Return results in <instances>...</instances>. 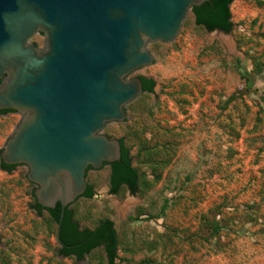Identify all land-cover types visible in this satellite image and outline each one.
<instances>
[{
    "label": "rangeland",
    "instance_id": "rangeland-1",
    "mask_svg": "<svg viewBox=\"0 0 264 264\" xmlns=\"http://www.w3.org/2000/svg\"><path fill=\"white\" fill-rule=\"evenodd\" d=\"M233 30L208 32L190 13L177 38L148 46L156 81L104 134L124 138L139 191L110 193L90 170L91 199L71 206L82 229L113 222L117 264H264V0H235ZM34 43L44 47V35ZM20 121L0 119V150ZM28 168L0 170V264H108L103 248L62 258L57 224L33 209Z\"/></svg>",
    "mask_w": 264,
    "mask_h": 264
},
{
    "label": "water",
    "instance_id": "water-1",
    "mask_svg": "<svg viewBox=\"0 0 264 264\" xmlns=\"http://www.w3.org/2000/svg\"><path fill=\"white\" fill-rule=\"evenodd\" d=\"M209 1L0 0V110L21 117L0 157L28 168L39 205L60 204L58 235L89 185L87 169L121 159L119 139L104 130L126 122L144 93L129 76L155 63L149 44L172 43Z\"/></svg>",
    "mask_w": 264,
    "mask_h": 264
},
{
    "label": "trees",
    "instance_id": "trees-1",
    "mask_svg": "<svg viewBox=\"0 0 264 264\" xmlns=\"http://www.w3.org/2000/svg\"><path fill=\"white\" fill-rule=\"evenodd\" d=\"M235 0H211L200 7H194L191 14L197 26L203 27L208 32L219 30L230 33L233 30L232 12L229 7ZM144 92L154 94L156 81L153 78L140 76ZM122 154L120 161L111 164L112 173L110 175V193L116 194L125 187L132 195L139 191V174L133 167V159L130 150L126 147L124 138L119 139ZM15 166L9 167L11 171ZM89 170V169H88ZM94 196L92 185H88L83 198L91 199ZM37 208L42 209L37 205ZM61 207L51 211L53 218L58 225ZM59 239L68 247L63 252L66 258L76 256V260H83L93 250L103 248L108 264H117L118 237L114 224L111 220L101 221L93 229H82L74 220V213L69 208L65 210V215L61 225Z\"/></svg>",
    "mask_w": 264,
    "mask_h": 264
},
{
    "label": "flooded vegetation",
    "instance_id": "flooded-vegetation-1",
    "mask_svg": "<svg viewBox=\"0 0 264 264\" xmlns=\"http://www.w3.org/2000/svg\"><path fill=\"white\" fill-rule=\"evenodd\" d=\"M150 45V44H149ZM151 53V52H150ZM152 54V53H151ZM140 76H142V75H140ZM140 76H136V77H139L140 78ZM136 77H133V78H136ZM129 79H132V77H131V75L129 76ZM0 86H1V82H0ZM154 91H155V88H154ZM144 93H147V92H144ZM10 114H18L16 111H13V110H0V119H2L3 117H7L8 115H10ZM20 119H21V117H20ZM2 151V150H1ZM1 154V153H0ZM121 154H122V148H121ZM11 166H15L11 171H9V167H11ZM17 166H24V165H8V164H5V163H3L2 162V159H1V157H0V170L2 171V172H5V173H7V174H9V173H12L14 170H15V168L17 167ZM105 166H107L108 168H109V171H110V175H111V173H112V167H111V164H107V163H105L104 164V166L103 167H105ZM89 169V170H88ZM87 169V173H88V171H90V170H94L93 168H91V167H89ZM31 183V182H30ZM32 185H34L35 186V189H34V191H33V199H34V206H33V209H34V211H35V213H36V215L38 216V217H42L43 215H47L48 217H50V219L51 220H53L55 223H56V221H55V219L53 218V216H52V214H51V211H54V210H51V209H47V208H44V207H42L41 205H39L38 203H37V200H36V198H35V195H34V192H35V190L38 188V186L37 185H35L34 183H31ZM81 198H83V197H81ZM59 204V203H58ZM57 204V205H58ZM37 205H39V206H41V208L42 209H39V208H37ZM69 208V207H68ZM71 209V208H70ZM4 229V227L0 224V245H1V241H2V235H1V232H2V230ZM61 230V229H60ZM59 235H60V233H59ZM59 235H58V225H57V232H56V239H57V242H58V244H59V254H60V257H62V258H66V256H65V253L63 252V250H65V247H67L65 244H63V242L59 239ZM68 258H74V259H76V256H71V257H68Z\"/></svg>",
    "mask_w": 264,
    "mask_h": 264
}]
</instances>
